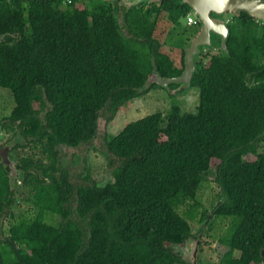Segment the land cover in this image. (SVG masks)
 <instances>
[{
    "label": "trees",
    "instance_id": "trees-1",
    "mask_svg": "<svg viewBox=\"0 0 264 264\" xmlns=\"http://www.w3.org/2000/svg\"><path fill=\"white\" fill-rule=\"evenodd\" d=\"M65 2L0 10V35L9 32L0 42V88L15 102L8 129L33 150L17 162L30 178L31 213L14 209L13 171L0 156V226L11 219L0 234V264H196L174 249L193 235L195 219L197 238L205 225L226 223L216 236L227 246L218 264H264V25L244 12L226 50L196 62L194 110L182 109L170 83L166 115L157 110L105 136L113 177L76 187L68 171L62 179L56 172L59 143L89 142L100 117L113 120L157 86L148 84L153 71L179 75L185 62L162 48L156 20L142 9L128 11L121 26L105 1ZM41 151L54 182L40 177ZM214 159L222 198L210 211L197 195ZM50 213L62 216L55 223Z\"/></svg>",
    "mask_w": 264,
    "mask_h": 264
},
{
    "label": "flooded vegetation",
    "instance_id": "flooded-vegetation-1",
    "mask_svg": "<svg viewBox=\"0 0 264 264\" xmlns=\"http://www.w3.org/2000/svg\"><path fill=\"white\" fill-rule=\"evenodd\" d=\"M31 1H39V0H0V10L2 9V6L10 9V10H18V11H26V8L30 5ZM64 2L66 0H63ZM85 2L94 3L95 0H83ZM100 2H104L106 4L112 5L111 10H113L114 14H116V18L119 20L120 25H125V19L123 20V16L127 15L128 11H135L136 9H142L143 11L149 13L150 17L153 20H156L157 23V29L159 34L162 36V48L168 51H172L174 53H178L179 57L177 59H180V57H184V62L186 58V48L190 45L192 39L200 32L203 21L199 15V13L196 12V10L192 7V5L187 2L186 0H98ZM263 1L264 0H260ZM68 3V2H65ZM247 3H256V0H247ZM257 5V4H255ZM244 12L248 14L249 16H252L257 21L256 23L260 26L259 23H262L261 25H264V20H258L255 16L248 13L247 10L244 9H236V10H210L209 15L212 20V25L210 26L211 33L210 35L205 38L208 40V42L204 43L205 45H201L202 49L199 54L195 55V61L201 62L202 59L205 61L207 60V56H211L214 52L219 51H225L227 47V43L230 41L233 31L236 29L234 25L240 24L242 22V17ZM2 13L0 12V16ZM173 17H179V21L175 23L173 21ZM187 18L188 22L187 25H182V19ZM244 18V17H243ZM158 19V20H157ZM214 20H219L220 24H217L214 22ZM225 22L226 24V30L222 26L221 22ZM126 31V30H125ZM174 33V34H173ZM9 34V32H4L0 35L3 36L2 39H0V42L3 41L6 36ZM13 35V34H12ZM176 36H182V39L178 41V43L175 41ZM185 38V39H184ZM166 41V42H165ZM185 69V67H184ZM180 75V74H179ZM178 76V75H177ZM182 86H180L179 82H175L174 86H169V90H175V92H179ZM13 106L10 108V111L7 115L3 116L4 118L0 119V131H5L7 134L8 132L10 135H7V138L3 143H0V146H6L9 149H12V152L9 154V157L12 159L13 163L11 166L12 168V183L16 184L15 188L17 190V197L24 199V201H28V195L31 191V183L30 178L25 176V173L21 172L20 168L17 167V162L20 160L21 157H25L27 159L31 158V147L30 143L26 142L22 139V136L19 137L14 136L15 134L13 131H10L8 128L10 126L8 125L10 121L7 117H9ZM20 122V121H18ZM11 124V123H10ZM24 127H27V125H24ZM19 127L16 125V128L14 131L19 132ZM96 135L93 137L92 140L89 142H83L78 144V146L75 145H68L64 143H59L58 147L59 152L57 153V156L59 157V168L56 170V172H59V176L62 179V175L65 173L64 171H68V182L71 185H74L76 187H80V185H92L93 182H96L98 184L104 185L106 182H108L110 179H108L105 182H97L96 180L91 178V175L89 174H76L72 173L71 169L69 168V164L66 162L68 159H71L74 157L75 161H78L80 159L79 156H77V149L84 145H94ZM22 145H21V144ZM96 148V147H94ZM75 149V152H74ZM100 150L104 155L105 153L102 151L101 148H96ZM25 150L29 152L28 155L25 154ZM66 151H70V153H67ZM40 156L42 157V169L40 171L41 178L44 179L46 183L54 182L56 180L55 174H51L52 171H49L48 165H50V160L48 157L44 156V153L41 151ZM106 157V155H105ZM85 158H83L84 160ZM61 160V161H60ZM107 160V159H106ZM66 162V163H65ZM30 165V164H29ZM55 168V167H54ZM78 192H74V196L70 198L69 206L72 211V215L78 214ZM50 216H59L61 218L62 215H55L50 213ZM198 246V245H197ZM199 247V246H198ZM196 258V264H202L198 263L197 255H195Z\"/></svg>",
    "mask_w": 264,
    "mask_h": 264
},
{
    "label": "rangeland",
    "instance_id": "rangeland-1",
    "mask_svg": "<svg viewBox=\"0 0 264 264\" xmlns=\"http://www.w3.org/2000/svg\"><path fill=\"white\" fill-rule=\"evenodd\" d=\"M187 22V18L182 19V25H187ZM181 39L182 36L175 37L177 43ZM185 87V91L176 93L175 100L183 110L192 111L199 102V89L191 86ZM172 99L173 97L169 95L167 88L154 86L150 90L143 92L140 96L131 99L128 105L117 112L113 120L107 121L105 118L100 117L98 132L93 147L92 145L88 146L83 144L80 149L78 148L76 150L77 156H79L80 159L75 161V158L72 157L66 161L72 173H75V175L78 173L89 174L92 179L99 183L112 178L113 174L111 172V167L107 165L105 155L100 150L96 149L103 147L105 136L118 133L127 122L136 120L157 110L163 111L166 115L173 102ZM14 103L11 92L6 88H0V119L4 118L3 116L9 113ZM165 124L166 121L163 125ZM7 135H10V133L8 132L7 134L5 131H0V143L5 141ZM259 150H264V142L259 145ZM32 152L33 150L31 149V153ZM66 152L70 153V151ZM25 154L28 155L29 152L25 150ZM35 156L38 158L40 152L35 154ZM83 158L85 159L83 160ZM217 163L218 160L214 159L212 168L203 176L202 185L197 195V198L203 206L207 207L210 211L222 198V189L216 181L215 166ZM14 205L16 211L29 210L30 213L33 211L32 203L26 200L24 201V199L21 198L16 201ZM48 220L57 223L60 217H49ZM207 221L209 223L211 220ZM216 223L213 225L211 231L207 230L209 224L205 225L203 228L204 231L199 234L197 238V234L199 233L198 230L201 227V221L199 219L191 220L193 235H191L184 244L174 245V249L191 263H196L195 255H197V260L202 264H218L220 257L227 250V246L220 243L216 236L225 228L226 223L221 220H218ZM10 224V215L7 218L4 217L3 225L1 224L0 226V234L7 235V228H9ZM217 225L219 228H216Z\"/></svg>",
    "mask_w": 264,
    "mask_h": 264
},
{
    "label": "water",
    "instance_id": "water-1",
    "mask_svg": "<svg viewBox=\"0 0 264 264\" xmlns=\"http://www.w3.org/2000/svg\"><path fill=\"white\" fill-rule=\"evenodd\" d=\"M189 2L192 7L199 13L203 26L200 32L192 39L190 45L186 48V58H185V69L178 76H163L159 72L153 71L148 78V84L156 83L158 86H167L168 84L179 81L182 84L189 85L191 82L192 75L196 68L195 55L199 54L201 47L205 45L204 43L208 42L207 38L211 33L210 26L212 25V20L210 18V10L216 11H225V10H236L244 9L248 13L255 16L259 20H264V2L256 0V3H247V0H186ZM257 4V5H255ZM215 23L220 24L219 20H214ZM222 26L226 30L225 22H221ZM4 36V35H3ZM0 37V39L3 38ZM202 45V46H201ZM9 149L6 146H0V156L2 160L12 165L13 161L9 157ZM264 255V249L262 250Z\"/></svg>",
    "mask_w": 264,
    "mask_h": 264
},
{
    "label": "clouds",
    "instance_id": "clouds-1",
    "mask_svg": "<svg viewBox=\"0 0 264 264\" xmlns=\"http://www.w3.org/2000/svg\"><path fill=\"white\" fill-rule=\"evenodd\" d=\"M69 1H71V0H67V2H69ZM174 76H177V75H174ZM174 82H179V81H174ZM179 83H180V86L184 87L183 90H182V92L185 91V89H186L185 86H190V84H189V85H186V84H182L181 82H179ZM168 85H169V84H168ZM157 86H158V85H157ZM159 87H161V88H167V86H159ZM182 87H181V88H182ZM191 87H192V86H191ZM175 93H176V92H175ZM15 185H16V184H13L14 187H15ZM198 263H201V262L199 261Z\"/></svg>",
    "mask_w": 264,
    "mask_h": 264
}]
</instances>
